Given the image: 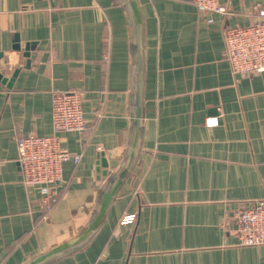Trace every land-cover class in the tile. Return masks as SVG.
<instances>
[{
    "label": "crops",
    "instance_id": "crops-1",
    "mask_svg": "<svg viewBox=\"0 0 264 264\" xmlns=\"http://www.w3.org/2000/svg\"><path fill=\"white\" fill-rule=\"evenodd\" d=\"M136 1L140 154L93 238L50 264H264V246H239L233 221L264 199V72L235 75L223 57L224 29L252 24L264 0H218L227 15H200L192 0ZM0 54L2 77L18 72L9 86L0 80V264H23L81 230L123 159L128 18L121 0H0ZM53 90L82 91L88 128L58 135L80 161L63 163L46 197L22 184L16 139L53 134ZM125 214L134 221L122 224Z\"/></svg>",
    "mask_w": 264,
    "mask_h": 264
},
{
    "label": "built area",
    "instance_id": "built-area-1",
    "mask_svg": "<svg viewBox=\"0 0 264 264\" xmlns=\"http://www.w3.org/2000/svg\"><path fill=\"white\" fill-rule=\"evenodd\" d=\"M200 15H227L229 10L218 0H192ZM211 23V19L206 20ZM223 57L233 74L251 77L264 72V7L257 9L256 20L248 26H228L223 31ZM80 90L52 91V129L50 136L33 132L16 139L17 161L22 184L38 188L50 197L61 180L62 165L77 164L80 155L70 154L60 146V133L83 134L88 128L82 110ZM135 216L125 214L122 224L132 223ZM237 243L242 247L264 246V199L253 200L233 215Z\"/></svg>",
    "mask_w": 264,
    "mask_h": 264
},
{
    "label": "water",
    "instance_id": "water-1",
    "mask_svg": "<svg viewBox=\"0 0 264 264\" xmlns=\"http://www.w3.org/2000/svg\"><path fill=\"white\" fill-rule=\"evenodd\" d=\"M122 6L126 12L130 27V56H131V90L130 107L131 122L129 129V139L125 154L117 169L108 179L98 201L92 209L85 225L68 241L46 250L37 256H34L23 264H50L56 260L64 258L75 253L84 247L95 235L104 218L106 217L111 205L113 204L120 188L126 182L132 173L141 150L142 129H143V89H144V32L141 13L136 0H121ZM31 46V47H29ZM19 44L13 46L14 50H19ZM29 48H24V57L29 56ZM1 56V54H0ZM14 71L11 79L3 78L0 74L2 83L11 84L16 76ZM102 169V175H105L107 167L104 153L98 155L97 166Z\"/></svg>",
    "mask_w": 264,
    "mask_h": 264
}]
</instances>
